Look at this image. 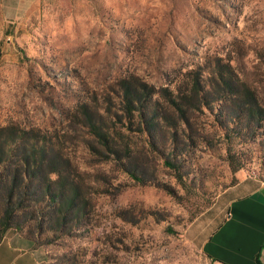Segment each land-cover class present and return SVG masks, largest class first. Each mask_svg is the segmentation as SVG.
<instances>
[{
	"label": "rangeland",
	"instance_id": "obj_1",
	"mask_svg": "<svg viewBox=\"0 0 264 264\" xmlns=\"http://www.w3.org/2000/svg\"><path fill=\"white\" fill-rule=\"evenodd\" d=\"M228 66L259 120L216 82ZM5 127L57 150L77 189L68 206L69 188L16 179L23 204L9 218L0 202L40 264H209L195 220L240 178L264 183V0H0ZM21 159H1L0 196Z\"/></svg>",
	"mask_w": 264,
	"mask_h": 264
},
{
	"label": "crops",
	"instance_id": "obj_2",
	"mask_svg": "<svg viewBox=\"0 0 264 264\" xmlns=\"http://www.w3.org/2000/svg\"><path fill=\"white\" fill-rule=\"evenodd\" d=\"M25 1L41 0H17ZM192 233L209 264H264V183L240 178L226 187L195 220ZM41 262L38 248L27 239H1L0 264Z\"/></svg>",
	"mask_w": 264,
	"mask_h": 264
},
{
	"label": "trees",
	"instance_id": "obj_3",
	"mask_svg": "<svg viewBox=\"0 0 264 264\" xmlns=\"http://www.w3.org/2000/svg\"><path fill=\"white\" fill-rule=\"evenodd\" d=\"M230 69V66H228V69L226 70H216L217 72L215 71L213 73V75H217L218 77L216 82L218 85H222L223 93L226 92L231 94L235 99L236 97L238 98L239 94L242 95V99L236 100L238 101V112H244L245 109H248L251 115L258 118L259 120L263 110L259 105L256 104L257 102L254 92L244 83L242 84L243 89L239 90L235 88L232 84V72ZM199 91L201 90L196 88L195 85L194 92L198 94ZM135 93L136 92H132V94H129L128 92L125 93L128 105H134V102L140 101L141 97ZM246 99L248 101H246ZM249 101H253V104H251ZM207 105L208 103H205L206 107H208ZM140 117L142 118L143 114H140ZM91 129L93 133H95L101 139V141L104 142L106 146H108V136L101 134L98 130H96L97 127L94 125H91ZM2 130L5 133V136L8 134L10 136L8 137V140H5V138L2 140L1 136H3V132L0 133V161L3 156H8V159H13L14 155L22 156V161H20L21 163L19 162L18 165L12 169V184L8 193L6 195L0 196V202L2 205H4V209L8 212L9 218H12L15 215L14 211L23 204V200L21 199L25 198V194L21 198L19 193L16 194L14 191L16 179H20V181H22L24 190H27L28 188L32 189L35 185L33 183L37 182L35 187H37L39 190H42L41 194H44L43 198L45 196L49 197L51 195L52 199H62L65 197L64 188L67 187L71 190L73 196L69 199V201H67L65 198V202H68V206H72L75 202L77 189L73 187V185L68 184L66 178H61V167L65 165V162L58 158V151L53 150V152L49 154V151L46 149L45 142L43 141L41 144H39L38 138L36 137L32 140L29 139L27 137V131L17 129L20 133L16 134V128L5 127L2 128ZM232 170L235 172L237 170V166L233 165ZM51 175H55V178H52ZM23 179L26 180L24 181ZM55 185L57 189L52 192L51 188ZM11 220L12 219H9L0 225V241L3 238L5 231L13 226L12 223H10Z\"/></svg>",
	"mask_w": 264,
	"mask_h": 264
}]
</instances>
